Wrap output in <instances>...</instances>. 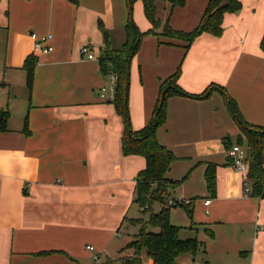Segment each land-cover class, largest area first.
<instances>
[{"label": "crops", "instance_id": "obj_1", "mask_svg": "<svg viewBox=\"0 0 264 264\" xmlns=\"http://www.w3.org/2000/svg\"><path fill=\"white\" fill-rule=\"evenodd\" d=\"M240 2L237 11L224 13L220 36L202 33L185 49L183 40L161 35L160 23L158 35L144 36L130 62L132 130L148 122L161 81L179 65L177 83L185 92L222 88L204 98L169 96L156 131L175 157L165 173L173 182L168 195L192 201L169 210L179 237L200 242L195 255L187 254L191 264H264V197L244 195L243 175L227 156L237 138H245L225 94L244 120L264 126V0ZM207 3L172 7L158 0L156 13L173 29L189 31ZM127 19V0H0V117L8 112L0 130V264H97L134 219L136 176L145 159L122 153L123 119L100 96L109 77L98 63L103 31L118 48ZM132 19L141 32L151 28L141 0ZM31 33L51 34L53 50L33 56ZM83 44L94 58L80 53ZM28 56L36 60L31 88L22 68ZM211 163L214 194L205 181ZM162 207L154 202L151 211ZM142 260L152 262L145 253Z\"/></svg>", "mask_w": 264, "mask_h": 264}, {"label": "trees", "instance_id": "obj_2", "mask_svg": "<svg viewBox=\"0 0 264 264\" xmlns=\"http://www.w3.org/2000/svg\"><path fill=\"white\" fill-rule=\"evenodd\" d=\"M76 2V0H71ZM136 0H127L128 19L123 28L125 37L118 48L111 46L108 31H103V46L100 48L98 63L102 74L116 75L115 94L112 103L118 114L123 119V133L121 137V149L124 155L136 154L145 159V167L136 176V189L134 202L140 206L141 211H151L154 202H160L163 207L157 212H150L146 221L138 218L140 228L134 234L123 249H132V253L120 257L123 264H145L142 256L151 259V264H174L175 258L183 253L195 255L200 242L196 238L179 237L180 227L171 224L169 210L165 202L168 195L167 189L173 182L167 180L165 173L170 163L175 159L174 155L165 146L160 144L156 138L157 129L166 119V100L175 94L186 95L192 98H204L211 88L210 85L200 94L185 92L177 83L180 75V65L168 77L160 83L159 96L153 109L152 115L146 124L138 129L132 130L128 113V95L130 84V62L138 50L140 41L148 34H156L160 21L156 18V1L141 0L143 12L151 24V28L141 32L132 19V4ZM172 7L182 6L185 0H165ZM241 7L240 0H208L204 13L199 23L189 31L173 29L168 22L165 23L161 35L167 38L179 39L185 42V49L202 33H210L220 36L222 33V17L226 12L237 11ZM259 46L264 52V31ZM36 60L32 56L25 58L22 68L26 71V84L31 88L33 70ZM222 91V88H218ZM226 105L231 117L240 127L241 135L237 138L238 144H245L247 151V179L251 184V196L264 197V126H256L248 123L241 115L236 102L226 94ZM7 113L0 117V130L5 129ZM26 128V117H25ZM27 132V130H25ZM205 181L210 194L215 193L214 164H208L205 170ZM189 206V205H186ZM145 207V208H144ZM191 217L192 210L186 208ZM147 226L157 230L148 229ZM121 250V251H122Z\"/></svg>", "mask_w": 264, "mask_h": 264}, {"label": "built area", "instance_id": "obj_3", "mask_svg": "<svg viewBox=\"0 0 264 264\" xmlns=\"http://www.w3.org/2000/svg\"><path fill=\"white\" fill-rule=\"evenodd\" d=\"M30 37L32 38V55L37 57L42 54H47L53 50L52 44V35L51 34H44V35H37L35 33H31ZM80 53L85 54L87 58L91 59L94 58V54L92 53L89 44H83L80 47ZM109 77V84L104 86L100 89V96L105 100L111 102L114 99L115 94V81L116 75L114 73L108 74ZM227 156L230 160V167L240 172L243 175V192L244 195H249L251 193V184L250 181L247 179V170H248V162H247V151L245 145L242 144H232L227 149ZM191 199L189 198H172L167 197L165 205L166 206H186L191 204ZM210 199L204 200V205H208ZM87 249L92 250L93 247L90 245L86 246ZM94 258H98L96 255Z\"/></svg>", "mask_w": 264, "mask_h": 264}, {"label": "rangeland", "instance_id": "obj_4", "mask_svg": "<svg viewBox=\"0 0 264 264\" xmlns=\"http://www.w3.org/2000/svg\"><path fill=\"white\" fill-rule=\"evenodd\" d=\"M134 2L132 4V8L134 7ZM155 16L160 21V23L162 24L161 29H163L165 23L168 22L167 16H166L164 21L160 20L157 13L155 14ZM168 24H169V22H168ZM159 27H160V25H159ZM157 31L158 30H156V32ZM153 209H156V206H154ZM150 212H152V211H149V210L141 211L140 206H138V204L135 202L134 206L130 212V216L133 217L134 219L127 220V223H126L127 226L123 228V230L121 231V234L119 236H117L116 239H112L107 244L106 251H107V255L109 257L105 256V253H103L100 256V259L97 261V264H122L120 257L132 253V249H123L122 250V248L126 245L127 242H129L130 240L133 239V234L137 233V231L139 230L141 224L139 222L137 223L138 218L142 219V221H145L149 217ZM153 229L155 231L157 230L156 228H152V230ZM187 254L188 253H183V254L179 255L180 257L176 258V260H175L176 264H191V262L193 261V257H191L190 255H187ZM186 256H188V259L186 258Z\"/></svg>", "mask_w": 264, "mask_h": 264}, {"label": "bare ground", "instance_id": "obj_5", "mask_svg": "<svg viewBox=\"0 0 264 264\" xmlns=\"http://www.w3.org/2000/svg\"><path fill=\"white\" fill-rule=\"evenodd\" d=\"M112 101H113V100H112ZM112 101H111V102H112ZM191 203H192V202H191ZM190 205H191V204H190Z\"/></svg>", "mask_w": 264, "mask_h": 264}]
</instances>
